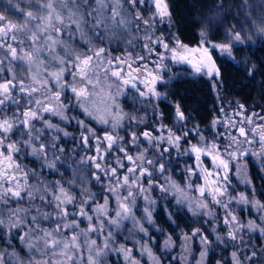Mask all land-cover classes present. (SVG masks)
<instances>
[{"label":"snow or ice","instance_id":"snow-or-ice-1","mask_svg":"<svg viewBox=\"0 0 264 264\" xmlns=\"http://www.w3.org/2000/svg\"><path fill=\"white\" fill-rule=\"evenodd\" d=\"M28 2L31 6L33 0H28ZM125 2L136 7L137 4L144 5L146 0H35L34 10L17 9L21 12L23 19L16 22L0 13V73L4 71L5 60L9 62L8 71L11 73L10 79L0 81V112H5L9 105L16 106L12 115L6 113L0 115V204L9 205L11 200L22 201L26 198L30 205V207H10L6 219L4 218L5 214L0 212V228L6 226L10 234L13 229L16 230V238L32 253L27 264H84L83 252L85 248L88 252L86 264H103L102 257L112 244L111 229L108 230L107 235H104L106 225L119 227L121 221L125 219H133L136 224H140V221L135 220L132 215V207L137 194H144L145 200L154 204L155 201H151L147 195L154 186L160 187L162 192L169 191V187L165 185H154L152 177L155 165L159 164L161 174L165 173V165L159 163L158 159H149L146 156L147 151L149 148L155 147L161 158L165 153H170L171 148H175L179 153L181 140L189 143V147L183 150V154L194 155L196 161L195 168L187 169L189 174L188 189L198 192L200 198L189 197L185 189L180 188L175 182L169 181L171 187L181 193L177 203L186 204L188 211L193 216H214L211 204L224 208L223 223L227 228V239L233 242L239 241L242 245L244 238L238 234L245 228L249 231L257 228V225L252 221H249L247 225L239 222L234 211L229 208L234 197H229L227 202L223 198L228 192L230 162L239 161L242 156L249 153L248 149H244L240 145L253 143L257 127L261 129L259 136L261 152L252 153V155H257L258 158L264 157V125L253 127V117L259 116V114L246 115L244 105H238L239 111L234 114L240 116L241 119L235 121L228 117L224 122L227 129H235L236 132L235 134L231 132L220 134L229 140V143L221 150L215 139L211 143L207 142L198 129L195 131L199 136V143L192 144L186 140L191 135L190 131L185 130L182 134H177L179 129L174 131L163 123H160L154 130L131 131L129 133L130 140H125L124 136L119 133V129L123 127L122 122L127 119L130 125H139L144 122L142 117L129 116L121 112L119 106L115 104L105 106L104 116H97L98 109L93 110L95 108L93 97L98 95L95 90L97 88L103 90L105 85L109 89L115 85L117 94L120 93L123 86L130 85L139 92L142 98L161 99V93L156 91L155 84L163 83V78L159 72L149 69L146 56L140 54L133 56L131 52H128L125 56L113 57L104 47L93 44L89 35L92 33L97 39H103L107 33L126 30L132 20L142 21L146 27L151 28L154 27L157 18L161 23L165 21V18L171 19L166 0H151L155 12L148 19H144L139 11L134 16L126 18L122 7ZM73 27L74 31L70 34L73 36L78 34L80 39L89 45L87 51L81 52L65 42L62 34ZM139 30V25H137V31ZM260 31L264 32V28H261ZM199 35L201 37L200 45L197 48L185 50L202 54L201 63L193 65L195 72L199 73L206 67L207 75L210 78L213 75L218 78L219 71L215 69L209 47L228 52L230 55V46L228 44H210L206 29L201 30ZM228 35L232 36L235 41L241 40L239 33L233 34L229 30ZM144 39L146 41L144 48L149 56L157 54V50L152 45H161L165 52H172V58L175 60L179 48L184 47L177 40V47L170 49L163 37L153 38L152 34H146ZM129 43L132 41L130 40ZM58 48L64 49V56L54 57L59 61L61 67L57 72H47L45 54L51 56L57 52ZM158 55L160 58L155 63L157 68H162L165 55L164 53H158ZM17 61L27 65L26 70L22 68L21 72L17 73L13 67V62ZM138 61H144V63L141 65ZM42 68L44 72L41 71ZM100 70L104 72L103 82L99 78ZM65 72L72 76L71 82L66 80ZM112 77L115 80H112ZM116 81L120 83L116 84ZM137 82L144 83L146 90L139 89ZM213 87H216L215 83ZM66 90H70L72 93L69 100H74L76 106L80 107L86 116L107 126L103 137H100L93 128L87 126L85 121H77L82 129L83 147L92 150L93 138L95 140L96 155L82 158L81 162L91 163L96 169L93 175L98 182H101L99 175L101 172L109 178L107 191L116 196L117 203L114 216L109 212L108 197L104 198L102 204H95V207H91L90 202L94 203V198L87 193V190H84L86 198L77 203V198L59 181L55 185L46 182L29 184V172L17 163V154L22 149H30V154L37 159H42L50 170L56 168V160L60 159L55 156L54 151L57 149L59 139L57 134L63 133L67 137L69 133L46 117L55 116L62 121L69 119L66 116L69 103L62 99ZM109 98L114 99L111 94H109ZM221 111H224L223 108ZM175 116L177 122H184L188 119L179 104L175 106ZM159 118L163 119L162 113L159 114ZM259 119L264 120V116H259ZM36 122H39L40 127ZM219 123L221 121L218 119L213 120L212 127L215 129ZM245 123L248 128L244 127ZM249 132L253 136L250 137ZM17 133H19V139H11ZM49 135L51 143L47 142ZM240 137H243V140ZM143 141L148 142L149 148L141 151L139 145ZM129 144L137 148V155L133 156L130 153ZM164 144H167L168 147H162ZM117 146L123 156L116 158L115 166L105 168L101 162L107 163L105 156ZM59 151L63 152L64 149L60 148ZM50 152L54 156L52 161L48 160ZM202 156H208L211 159V169L203 167ZM124 160L128 161L127 165L123 163ZM120 169H125L123 176L118 175ZM197 174L204 180V184L193 189L191 177ZM145 177L148 178L147 188L142 182ZM111 178H115V183L111 182ZM124 188L127 189V194L122 196L120 190ZM36 199L52 207L54 211L51 213L42 211L40 206L32 203ZM236 203L248 204L250 201L241 193L236 199ZM251 203L260 211H264V206H260L259 202L251 201ZM68 205H72L74 211H70ZM89 207H91L92 214L87 210ZM144 211L148 222L152 223V210L145 208ZM29 217L31 220L28 219ZM84 219L88 221V226L81 229L80 223ZM169 219H172L171 214H169ZM40 220H55V227L45 228L41 226ZM69 230H71L70 236L66 235ZM259 230L264 235V218H262ZM139 231L147 234L142 225ZM90 233H96L97 239L90 238ZM101 235H104L103 242L98 243V238ZM197 236L205 245V250L201 252V259L197 264H205L208 254V237L199 228H195L190 235L183 234L185 242ZM216 239L223 242L220 235H217ZM170 246L171 237L165 241V247ZM114 250L117 253L125 254L127 264H139L132 258L131 249L121 246ZM142 250L147 251L148 255L153 257V253L146 245ZM4 255L0 253V264H5ZM10 255L16 257L18 264H25L24 259L16 252H12ZM256 255L257 253L253 250L252 254L245 258L251 264ZM153 259L155 260V257ZM155 264H159V261H156ZM217 264H221V261H217ZM232 264H244L236 251L232 253Z\"/></svg>","mask_w":264,"mask_h":264},{"label":"rangeland","instance_id":"rangeland-1","mask_svg":"<svg viewBox=\"0 0 264 264\" xmlns=\"http://www.w3.org/2000/svg\"><path fill=\"white\" fill-rule=\"evenodd\" d=\"M126 3V2H125ZM122 4V7L124 9L125 17H131L130 12L127 8V3ZM167 3V0H166ZM141 6V16L144 17V19H148L152 14L155 12V7L151 3V0H146V3ZM36 7L35 0H33L32 5H29L28 0H0V13H3L6 15V17L14 22L21 21L23 19L22 14L20 11H18V8H22L25 10H34ZM261 19L262 15H254L252 18V30L248 35L252 36V40H249V43L251 42L254 44L257 40H264V32L260 31L262 28L261 25ZM166 26V34L161 35L157 30L158 26ZM169 27H170V20L168 18H165V21L161 23L159 19L157 18L154 27L148 28L146 27L142 21H140L139 28L140 32L139 35L136 34V32L133 30L134 24L133 20L130 26L123 30L122 32L120 30H117L114 33H107L105 34L103 39H97L94 34L89 33L92 43L95 44L98 47H104L107 52L111 54V56H125L128 52L136 51L137 54L146 56L147 63L149 65V69L153 70L154 72H159L160 76L163 78V80H169L175 78L177 75H182L186 71H188L189 75L192 76V73L199 74L203 73L204 70L202 69L201 72L197 73L195 72L193 65H199L202 60V54L200 52H191L186 51L185 49H194L197 48L198 45L193 47H181L176 53V59L174 60L172 58V52L168 51L165 52L164 48L161 45H152L153 48L157 50V54H153L149 56L148 52L145 50L144 45L146 43L144 37L146 34H152L153 38L156 37H163L164 42L169 44V48H176L177 47V40L173 34L169 33ZM74 31L73 29H70L66 32H64L63 38L65 42L68 43L70 47H74L75 49H78L79 51H87L89 45L86 44L84 41H82L78 34L75 36L71 35L70 33ZM169 35V36H168ZM135 37V39H133ZM132 41V43H129V41ZM140 42V43H139ZM230 43L236 42L234 38L229 41ZM217 43V44H228L230 46V43ZM210 44H215L210 42ZM138 47V49H137ZM231 47V46H230ZM212 61L215 65V68L218 69L219 67V61L221 56L225 55L230 57L228 52H222L220 49H211L209 47ZM231 50V48H230ZM158 53H164L165 59L163 60L164 67L157 68V64L155 63L157 60H159ZM56 56H64V49L58 48L57 52L53 55L49 56L45 54V63H46V71L50 73L57 72L59 68L61 67L59 61L55 59ZM221 60V59H220ZM140 63H144V61H139ZM106 66V65H105ZM13 67L15 68V71L17 73L21 72V69L27 68V65L23 64L22 62H13ZM4 71L0 73V81L4 79H10L11 73L8 71L9 68V62L8 60L4 61L3 64ZM42 72H44V69H41ZM110 75V74H109ZM51 79L52 77H48ZM65 78L68 82L72 81V76L65 72ZM99 78L101 82L104 81V72L103 70L99 71ZM78 79V78H77ZM112 80H115L114 77L111 78ZM119 81H116V84H119ZM160 82H157L155 84L156 86ZM214 84V83H213ZM128 92L123 91L122 89L125 88ZM137 87L141 90H146L144 83H137ZM119 94H117V89L114 86H112L110 89L107 88L105 85V88L102 90L101 88H97L95 91L98 93L97 96L93 97V100L95 102V108L94 111H97V116H104V109L106 105H118L119 110L129 116L135 115L137 117L143 118V123L136 125L131 124L127 119H125L123 123V127L119 129V133L121 136H124L125 140H130L129 133L131 131H137L141 132L143 130H154L159 124L160 121H150L152 110H151V101L153 98L145 99L140 97L139 92L132 88L130 85L123 86ZM215 93L217 94L216 89L214 88ZM157 91V90H156ZM109 94H111L114 99L109 98ZM72 97V93L70 90H66L64 93V96L62 99H64L66 102L69 103V107L66 110V116L69 117L68 120L62 121L59 117L55 116H47L46 118L50 119L54 124L59 125L64 129V131H67L69 135L65 137L63 133H58V141H57V149L55 151V156H58L60 159L56 160V168L53 170H50L43 162L42 159H37L36 157L29 156L32 158L33 161H41L43 164L42 167L44 168V175H41L40 172H37L33 169H30L28 167H25V165L20 164L21 168L26 169L29 172V178L28 183L29 184H37L38 182H46L51 185H55L57 181L61 183L63 187H65L68 191L71 192L73 196L77 198V203L81 199L86 198L84 195V190H87V193L91 195V197L94 198V203H91V207H95V204H102L104 202V198H109V212L110 215H115V209L117 207L116 203V196L107 191V188L109 187V178L105 177L103 172L99 173L101 176V182H98L93 173L96 172V169L91 165V163H82V158H85L87 156H93L96 155L94 146H95V140L93 138V148L92 150L85 149L81 142V132L82 129L80 128L79 124L77 123L78 120H83L87 124L88 127H91L95 130L96 134L100 137H103L105 130L107 129V126H105L102 123H99L96 119H92L89 116H86L83 110L76 106L74 100H69V98ZM223 100V99H222ZM223 104V113L220 117L221 123H219L216 128L214 129L212 126L208 130V132H204V130H201L196 127L193 123L186 120L184 122H177L175 119L173 122V125L169 128L176 131L179 129L177 134H182L183 131L188 130L191 132V135H189L186 140L189 141L192 144L199 143V136L196 134V129L199 130L200 134H202L205 137V140L209 143H211L214 139L217 141L219 147L221 150H223L224 146L229 143V140L226 136L220 135L222 133L231 132L232 134H235V129H227L225 127L224 122L228 117H231L235 121H240L241 117L235 115L234 113L236 111H239V108L236 106H231L229 101L224 100ZM244 108H246L244 106ZM11 115L9 112H4L3 114ZM2 114V115H3ZM246 115L247 112H246ZM110 118V117H109ZM218 119V118H217ZM214 119V120H217ZM253 127H256V118L253 117ZM37 126L40 127L39 122H36ZM221 125V126H219ZM141 127H145L146 129H140ZM245 128H248L247 123L244 124ZM155 134V133H154ZM16 136H19V133H17ZM249 136H253L251 132H249ZM259 134H255L254 140L252 144L244 143L240 145V147L244 149H248L249 153L242 156L239 161H232L230 162V170L228 173L229 182L227 184L228 192L227 195L223 198L225 202H227L229 197H234L233 202L229 205V208L232 209L237 216L239 222L241 224L247 225L249 221L254 222L257 225L256 230L249 231L247 228H245L241 233L238 235L243 236L244 238V244L242 245L239 241L233 242L229 240L231 243H234V246L238 250H243L245 252L248 249V254L246 256H250L254 250V246L257 247V250L255 251L257 255L253 258L251 261V264H264V235L261 234L259 230V226L262 223V218H264V211H260L258 207H254L251 201L259 202L260 206H264V200L259 198L258 189L256 185L254 184L253 178L250 174V166H253L258 175L263 179L264 181V157H259L257 155H252V153H260L261 152V145L259 142ZM15 137V136H14ZM19 138V137H18ZM241 140H243V137H240ZM70 140V142H68ZM48 143H51L50 135L49 139L47 141ZM63 144H66L67 148L65 149V146ZM162 147H168L167 144L162 145ZM189 147V143H186L185 140L180 141V152L178 153L175 148L170 149V153H165L164 156L161 158L160 153L157 151L155 147L149 148L148 142L143 141L139 145V148L141 151H143L145 148H149V150L146 153V156L149 159H158L159 163H163L165 165V173L161 174L159 171V164L155 165V170L153 173V183L154 185H165L169 187L168 192H162L160 190V187L154 186L147 195L149 196V199L151 201H155L154 204H150L149 200H145L144 194H137L135 199V204L132 207V215L135 217V220L140 221V224H136L133 219H125L121 221L119 227L115 225H106L104 230V235L108 234V230L111 229L112 231V244L110 245L109 249L106 250V254L102 257L103 264H127V261L125 260V254L123 252L117 253L114 248H120L123 246L124 248L131 249V256L133 259L137 260L139 264H155L156 261H159V264H164L163 259L166 257L170 259L171 262H174L176 264H197V262L201 259V252L205 250V245H203L200 241L199 236L194 237L190 241L185 242L183 238L184 233L179 232V241L174 242L171 240V246L165 247V245L162 247L161 254L162 255H156L151 247L153 244V241L148 238L150 229L154 228V212L157 208V200L154 198V193L162 195L165 199V201H169L171 205H166L165 201H163L164 207L163 210L173 209L177 211L186 212L191 218H193L194 221V227L191 228V230L187 234H191V232L195 228H199L205 236L209 239V244L207 246L208 248V254L211 250V246L215 243L217 244H223L221 241H218L216 239L217 235H220L222 239L227 240V228L223 223V220L225 218V209L217 206L215 204H211V210L214 213V216H193L187 209L186 204H178L177 199L180 197L181 193L176 190V188L171 187V184L169 181L175 182L176 185H178L180 188L185 189L186 194L189 197H199V193L195 192L194 190L188 189V183H189V174L187 172V169L189 167L195 168L196 167V161L194 155H185L183 154V150L187 149ZM63 148L64 151L60 152L59 149ZM128 148L130 150V153L135 156L137 155V148L133 147L131 144L128 145ZM27 152L31 153L30 149H26ZM120 156L122 157L123 154L119 152V146H117L110 154L105 156V161L107 163L101 162L105 168L115 166L116 164V158ZM165 158L171 159L170 161H165ZM203 160V167L211 169L212 167V161L208 156H202L201 158ZM231 159V158H229ZM21 159L18 157L17 161H20ZM48 160L52 161L54 160V156L50 152L48 155ZM123 163L125 165L128 164L127 160H124ZM168 166V167H167ZM239 169V171H238ZM34 173V174H33ZM125 173V169H120L118 175L123 176ZM111 182L115 183V178H111ZM145 188L148 186V178L145 177L142 181ZM191 183L192 188L195 189L196 186L203 185L204 180L199 177V174L193 175L191 177ZM243 193L250 201L248 204L243 203H236V199L239 198L240 194ZM127 189L124 188L123 190H120V195H126ZM51 199V197H49ZM210 200V197H209ZM34 205H38L41 207L42 211L47 212H53L54 209L46 204H44L39 199H36L32 202ZM6 208L3 209L0 207V212H3L4 218L7 217V212L10 207H30L28 200L25 198L22 201H16L11 200L9 205H5ZM166 206V207H165ZM91 207H89L87 210L91 213ZM68 208L70 211H74V208L72 205H68ZM145 208H150L152 210V223L148 222L147 215L145 213ZM31 220V217L28 218ZM79 219V217H77ZM55 220H40L41 226L45 228H51L55 227ZM143 226L146 230L145 234L144 232H140L139 228L140 226ZM88 221L86 219L82 220L80 223V228L84 229L87 228ZM213 228H215V231H213ZM9 229L5 226L3 228H0V253L5 254L4 255V261L5 264H18V261L15 256L10 255L12 252H16L21 258L24 259L25 264H27L28 258L31 256L32 253L29 252V250L26 248L25 245H23L20 240L19 244L22 248L23 252H17L14 249L8 248L11 244L8 239L9 235ZM16 235V230L13 229L11 232V235ZM66 235H71V230H69ZM104 235L99 236L98 243H102L104 239ZM90 238L97 239L96 233H90ZM83 239V238H82ZM253 244L254 246H251ZM147 246L148 249L151 250L153 253V257H155V260L153 257H150L148 255L147 251H143V246ZM250 245V246H249ZM34 251V250H33ZM237 253H239L236 250ZM232 253L229 252L228 255L224 258L218 259V261H221V264H232ZM208 254L205 258V264H208ZM239 255V254H238ZM162 256V257H160ZM245 256V257H246ZM88 257L87 249L85 248L83 252V260L84 264H86ZM240 257V255H239ZM241 259V258H240ZM243 260L244 264H249V261L246 258L241 259ZM167 264V263H166ZM217 264V261L214 263Z\"/></svg>","mask_w":264,"mask_h":264},{"label":"trees","instance_id":"trees-1","mask_svg":"<svg viewBox=\"0 0 264 264\" xmlns=\"http://www.w3.org/2000/svg\"><path fill=\"white\" fill-rule=\"evenodd\" d=\"M167 4L171 13L168 31L183 46L193 47L198 45L201 40L199 33L204 29L208 32L209 42L215 44L227 43L232 40L233 37L228 35L229 30L233 34L239 33L241 35L240 41L229 42L231 46L230 57L223 55L220 57L221 60L218 59L221 71V94L224 97L222 101L237 100L239 104L247 107L254 96L256 103L261 104L264 100V40H257L254 44L249 43V40L253 38L248 33L253 29L252 18L254 15H262L261 25L264 28V0H167ZM127 8L131 16H134L137 11L141 12L140 4H137L136 7L127 4ZM133 24V30L139 35L140 31H137V25L140 24V21L133 20ZM166 28L165 25H162L158 26L157 30H160L158 32L161 35H165L166 31L164 30ZM131 53L133 56L137 55L136 51H131ZM178 85L173 86V89L179 96L178 100L181 101L182 109L186 114H190L192 118L198 121L210 116L208 105L204 106L206 97L209 100L212 93L208 82L201 81V84H196V86L185 85V83H182L180 87ZM15 108V105H9L6 107L5 112L12 115ZM3 113L0 112V115ZM18 137L15 135L11 139H19ZM63 145L66 149L67 145ZM29 156H31L30 153L26 149H22L17 154V157L21 159L17 163L44 175L41 161H33ZM250 174L258 189L260 199L264 200L263 180L253 166H250ZM153 196L158 204L154 212V228L150 229L148 238L153 241L151 247L154 253L162 255V247L169 237L177 242L179 241V232L188 233L195 224L193 218L186 212L169 208L166 211L163 210L164 197L156 193ZM165 203L171 205L169 201H165ZM0 207L6 208L3 204H0ZM169 214H171L172 219H169ZM8 239L11 244L8 248L23 252L15 234H9ZM222 243H225V245L215 243L211 246L208 254V264H214L218 259L224 258L229 252L236 250L239 252L241 259L249 253L248 249L245 252L242 249L238 250L234 243H231L228 239L225 241L223 239ZM251 246L254 245L251 244ZM256 250L257 247L254 246V251ZM163 263L176 264L171 262L169 257L163 259Z\"/></svg>","mask_w":264,"mask_h":264},{"label":"flooded vegetation","instance_id":"flooded-vegetation-1","mask_svg":"<svg viewBox=\"0 0 264 264\" xmlns=\"http://www.w3.org/2000/svg\"><path fill=\"white\" fill-rule=\"evenodd\" d=\"M187 47H189V46H187ZM138 63L141 65L143 64V63H140L139 61H138ZM148 67H149V65H148ZM203 70H204V72L203 73L201 72L199 74H195V73L191 72L192 76H190L188 71H186L182 75H179V76L177 75L172 80L171 79H169V80L165 79V80H163L164 81L163 83H159L156 86V90L161 93V99L156 100L155 98H153V100L151 101L152 115H151L150 121L151 120L155 121V122L160 121V123H163L167 128L171 127L173 125L174 120L176 119L175 106L177 104H179L181 107V110L183 111V109H182L183 106L180 103L181 101L178 100L179 96L174 92L173 86L179 84L178 87H180L182 85V83H185V85L196 86V84H201V81H206V82H208V84L211 88V91H212V93L209 96V100L207 99L206 95L204 94V96L206 97L205 102H204V106L206 107L208 105V108L210 111L209 112L210 116H207L208 119H207V117H204V118H202V120L198 121L197 119L192 118L190 116V114H186L184 111L183 112L188 117V119H187L188 121H190L191 123L196 125L197 128L204 130V132H208V130L212 126L213 120L217 119V118H218V120H220V117L223 113L221 111V109L223 107L222 99H224V97L221 94L220 65H219L218 69H216L219 71V77L218 78L215 75H213L210 78L209 75H207L208 69L206 67ZM213 83L216 84L215 89L217 91V94L215 93ZM122 90L125 92H128L126 87L123 88ZM253 97L249 101V105L245 108L247 114L252 115L253 113H257V114H259V116H264V100L262 101L261 104H257ZM229 102H230L231 106L238 107V105H240L237 100H230ZM205 112H207V111H205ZM154 113H155V115H154ZM160 113L163 114L162 120L159 118ZM259 116H254L256 118L257 126L258 125H264V120L259 119ZM219 126H221V125H219ZM140 129L142 130V129H146V128L141 127ZM260 132H261V129L257 127L256 134H259ZM121 154H123V153H121ZM170 160L171 159H169V158H165V161H170ZM263 183H264V181H263Z\"/></svg>","mask_w":264,"mask_h":264}]
</instances>
